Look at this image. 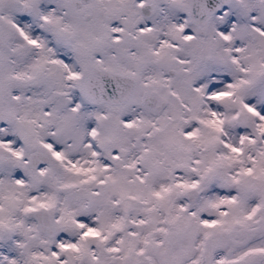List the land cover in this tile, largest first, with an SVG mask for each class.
Here are the masks:
<instances>
[{"label": "snow or ice", "instance_id": "1", "mask_svg": "<svg viewBox=\"0 0 264 264\" xmlns=\"http://www.w3.org/2000/svg\"><path fill=\"white\" fill-rule=\"evenodd\" d=\"M0 264H264V0H0Z\"/></svg>", "mask_w": 264, "mask_h": 264}]
</instances>
